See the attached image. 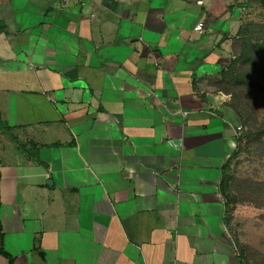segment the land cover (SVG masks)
I'll return each mask as SVG.
<instances>
[{"label": "crops", "instance_id": "0c3cea01", "mask_svg": "<svg viewBox=\"0 0 264 264\" xmlns=\"http://www.w3.org/2000/svg\"><path fill=\"white\" fill-rule=\"evenodd\" d=\"M236 1L0 0V264H246L213 87Z\"/></svg>", "mask_w": 264, "mask_h": 264}, {"label": "rangeland", "instance_id": "374dc122", "mask_svg": "<svg viewBox=\"0 0 264 264\" xmlns=\"http://www.w3.org/2000/svg\"><path fill=\"white\" fill-rule=\"evenodd\" d=\"M236 6L242 12L241 24H259L263 21L264 11L258 4L253 2L249 5L248 0H239ZM247 5L245 8L244 6ZM245 38L252 39L255 42L252 29ZM238 42V50L231 59H236L241 52V44ZM230 60V61H231ZM259 83L264 88V76L259 77ZM227 96V95H226ZM228 97V107L236 121L235 140L236 142L232 155L227 163V178L235 180L236 183L230 189L231 196H226L229 207L225 215L228 217V232L231 241L238 251L244 254L246 264H264V256L258 254L256 249L264 251V207L256 208L252 203L247 202L243 192L239 191L245 181L264 183V140L252 141L248 138V126L240 123L235 112L231 108V97ZM252 96L250 104L253 102ZM254 116L257 120V126L264 129V91L261 92L254 100ZM246 117L243 115V121ZM237 156H234V153ZM232 183V182H231ZM222 196L225 197L223 194ZM253 246H257L253 249Z\"/></svg>", "mask_w": 264, "mask_h": 264}, {"label": "trees", "instance_id": "16d2710c", "mask_svg": "<svg viewBox=\"0 0 264 264\" xmlns=\"http://www.w3.org/2000/svg\"><path fill=\"white\" fill-rule=\"evenodd\" d=\"M249 5L255 2L264 11V0H248ZM245 8L247 5L244 6ZM252 29L255 36V42L252 39L245 38ZM241 44L239 56L230 61V64L221 74L218 80L213 84L214 89L224 95L231 97V108L235 112L240 123L248 126V138L252 141L264 140V129L257 126V120L254 116L255 98L264 91L259 83V77L264 76V17L259 24H242L236 38ZM252 96L253 102L250 104ZM243 115L246 119L243 121ZM239 143V139L237 141ZM237 156L235 152L233 154ZM227 165L223 169V176L220 183V192L222 196L225 212H228L229 202L226 196H231L230 189L236 181L227 178ZM232 182V183H231ZM240 192H243L245 200L252 203L256 208L264 207V183L245 181ZM225 224L228 225V217L225 215Z\"/></svg>", "mask_w": 264, "mask_h": 264}, {"label": "built area", "instance_id": "2783aa9c", "mask_svg": "<svg viewBox=\"0 0 264 264\" xmlns=\"http://www.w3.org/2000/svg\"><path fill=\"white\" fill-rule=\"evenodd\" d=\"M202 28H203V25L202 24H199L198 26H197V30L198 31H201L202 30ZM155 96V93L154 92H151V93H149V98H152V97H154Z\"/></svg>", "mask_w": 264, "mask_h": 264}]
</instances>
